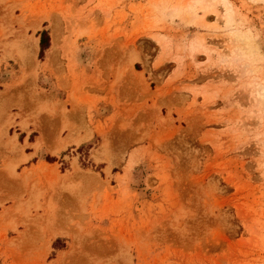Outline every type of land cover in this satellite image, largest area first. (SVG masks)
I'll list each match as a JSON object with an SVG mask.
<instances>
[{"label":"rangeland","instance_id":"rangeland-1","mask_svg":"<svg viewBox=\"0 0 264 264\" xmlns=\"http://www.w3.org/2000/svg\"><path fill=\"white\" fill-rule=\"evenodd\" d=\"M7 120L0 264H264V0H0Z\"/></svg>","mask_w":264,"mask_h":264},{"label":"crops","instance_id":"crops-1","mask_svg":"<svg viewBox=\"0 0 264 264\" xmlns=\"http://www.w3.org/2000/svg\"><path fill=\"white\" fill-rule=\"evenodd\" d=\"M34 50H39V37H37V43L34 44ZM3 66V65H2ZM1 66V67H2ZM6 125L0 127V138L2 139L1 148H0V169L5 163L4 152H9L12 154L14 159L13 162L6 165L8 171L14 170L17 175H20L22 172L31 173V178L34 177L33 172L40 168L51 169L53 164L57 165L56 162L48 161V159H53L56 156H51L48 154L46 148L35 149L38 140L45 141V135L37 136L35 135V130H32V127H28L27 131L21 129L18 125ZM17 123V120H15ZM18 127L20 132L16 133L17 135H11L8 133V129L12 127ZM94 137V134L91 135L90 141ZM38 139V140H37ZM61 173V171L58 169ZM7 207V206H5ZM1 212V211H0ZM9 233L6 235L8 237ZM9 238V237H8ZM54 241L51 240L50 243Z\"/></svg>","mask_w":264,"mask_h":264},{"label":"trees","instance_id":"trees-1","mask_svg":"<svg viewBox=\"0 0 264 264\" xmlns=\"http://www.w3.org/2000/svg\"><path fill=\"white\" fill-rule=\"evenodd\" d=\"M40 35V43H39V47H40V53H39V57L41 58V54L43 52V50L45 49L46 46V42L48 40V34L47 31H42L39 33ZM51 162H54V160H52Z\"/></svg>","mask_w":264,"mask_h":264},{"label":"bare ground","instance_id":"bare-ground-1","mask_svg":"<svg viewBox=\"0 0 264 264\" xmlns=\"http://www.w3.org/2000/svg\"><path fill=\"white\" fill-rule=\"evenodd\" d=\"M54 32V31H53ZM53 40L55 41V40H57V38L54 36L53 37ZM70 98V97H69ZM42 139V138H41ZM38 140V139H37ZM56 151V150H55ZM53 153H55V152H53ZM84 175H86V174H84ZM82 177H83V175H81ZM87 176L89 177V175L87 174ZM87 176H86V178H87ZM85 177V176H84ZM83 180H85V178H82ZM53 235H55V236H59V233H57V232H54L53 231Z\"/></svg>","mask_w":264,"mask_h":264}]
</instances>
